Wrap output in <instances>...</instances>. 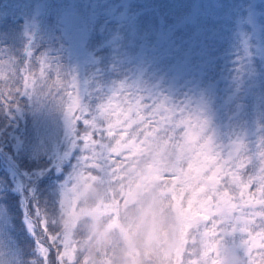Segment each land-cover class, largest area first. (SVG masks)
<instances>
[{
	"label": "trees",
	"instance_id": "obj_1",
	"mask_svg": "<svg viewBox=\"0 0 264 264\" xmlns=\"http://www.w3.org/2000/svg\"><path fill=\"white\" fill-rule=\"evenodd\" d=\"M69 10L74 11L73 15L76 20L80 19L75 28L81 37V42L78 41L74 48L82 47L85 55H87L83 64L85 69L80 71L81 80L78 81L80 104L83 108L95 109L101 97L107 96L118 86H125L142 93L166 98L171 104L174 101V104H182L192 109L199 118L205 121L202 134L211 141L214 149L221 153L226 152L230 145L239 144L243 148V145L247 146V141H252L256 139L255 137L258 138L260 146H264V100L256 95V92L261 90L259 85H264V38L260 35L264 32V0H38L37 3L34 0H0V18L5 17L8 22L18 21V25L23 26L24 37L22 40H24L23 44L25 45L28 43L31 45L33 42L32 39L27 42V25L35 23L32 31L36 33V25L45 24L49 20H54L53 22L57 27L56 34L58 33L59 37L62 36L64 40L69 42L68 37L71 33L68 34L62 24L63 14L65 11L69 13ZM145 15H151L155 22L146 19ZM144 20H148L152 25L142 27L140 23H143ZM0 23H2L1 20ZM259 24L262 28L258 27ZM11 25L9 23L0 24V34L6 32ZM20 29L22 30V27ZM12 38L13 36L7 38L4 47L5 49L9 48L11 52L9 58L14 57L17 60L16 66L25 61L29 64L36 63L38 59L47 61L46 58L39 55L43 50H49L51 46H46V44H44L45 46H38L36 50L39 51V55L36 56L30 54L32 47L28 50L29 52H26L25 48H22V44L20 45L19 41ZM227 39L238 41L235 45L239 44L241 51L244 52V59L241 61L242 68L233 67L231 62L229 64L225 61L226 58L223 55L201 58L204 51L210 52V44L221 45L226 43ZM92 41H96V45ZM90 43L92 44L89 45ZM67 55L73 65L72 68H69L68 74H70L74 68H77L78 63H73L75 56L71 50L67 51ZM9 58H6V61ZM213 59L214 63L222 66L219 67L216 74L211 75L209 68ZM200 60L206 64L200 66ZM130 66L132 67L129 68ZM39 71V65H32L29 78H32V75L38 76ZM197 82L199 85L194 86ZM163 84H166V87H163ZM232 85H235L236 89L233 88L235 90L230 87ZM15 86L17 87V84ZM4 87L7 85H0V88ZM185 87L191 90H187L189 94L180 96V101H178L176 99L178 91ZM199 87L205 89V98L207 99H203L200 95H194L192 90ZM239 89L242 91L236 93ZM123 99L124 97L120 96L119 92L115 93L110 101L105 98L103 103L108 106L111 119L98 124V127L107 128L111 123L116 125L115 133L126 134L122 124L124 117L120 116L121 123H117L121 109L126 107L125 104L121 103ZM241 99L250 107L238 102ZM37 100L34 90L32 94H14V100L9 102L7 108L3 103H0V141L7 143L0 142V176L7 183L14 182L15 179L23 182L21 190L17 189L16 192L28 198L27 204L23 208L25 214L22 215V211H18L17 218L12 223L16 226L18 220L19 227L17 226V228L27 234L25 238L29 237L30 242L33 241L34 246L31 248L23 242L24 250L28 254L36 249L40 250L42 247L49 249L44 238L50 233L43 230L41 217L50 218L48 214L50 212L36 208V203L37 198L50 201L53 197L46 191L53 187L51 181L55 177V173L52 171V166L46 167L42 163L31 164L35 168H28L25 164L24 171L18 170L16 167L12 168L14 163L10 162L7 156L8 154H12V157L15 156V148L19 147L18 141H16L20 135L18 126L19 124L24 126L26 122L19 118L18 112L24 113V115L27 110L30 112L31 107L33 108L35 104L39 103ZM234 103L237 106L233 111L240 118V122L235 129L229 130L227 129L228 124L235 119L232 116L224 117V115L228 113L226 108H230ZM21 104L25 107L22 108ZM88 119L91 120V117L89 116ZM84 129L85 126L81 120L80 124L76 125L75 130L83 133ZM181 135H183L182 131L177 133V136ZM104 137V142L107 143L109 140L107 132H104ZM93 139H100V137L96 135ZM76 142L77 148L72 152L73 157L70 164L74 167L77 166L82 155L81 145L78 140H75ZM115 146L118 145L115 144ZM258 149L257 142L254 153L246 152L252 169H254L253 162L261 157V151L258 152ZM126 154L124 157L132 155L129 152ZM116 155L118 156L119 152ZM124 157H121V160H116V162L124 163ZM144 157L148 158L144 165V173L142 175L136 173L138 179H135V182L132 179L129 188L126 185H123L124 188L122 185L117 186V189L120 190L116 197L128 198V195H131L129 198L132 200L127 199V207L141 202V200L138 202L136 199L138 194L150 201L153 199L162 200L164 204H173L171 210L175 214V221L171 236L175 239L167 245L165 259L172 261L173 264H196V258L191 255V252H196L206 255L207 261H203L202 264H244L245 258L237 234L227 231L221 233L220 228L217 227L215 237L205 236L204 233L207 229L203 224H207L208 228H211V218L209 221H203V224L195 225V221L203 213L189 211L190 206L187 205L189 194H184L183 208L180 207L179 200L173 201L166 194L164 180L171 181L174 177L166 175L165 177L153 178L149 183L145 182L144 177L155 157L145 152L144 155H137V163ZM111 158L116 159L115 156ZM169 163V156L162 155L160 157L162 168H165ZM70 168L74 171L73 167ZM183 168L188 169L187 161L183 163ZM251 168L243 172L244 179L251 175L253 171ZM7 170L15 173L14 179H7L2 174V171L6 172ZM26 172L32 173L29 181ZM65 173L67 175L71 172L66 171ZM85 174L89 175L90 173L85 172ZM89 177L96 176L89 175ZM92 180L95 183L99 182L98 177ZM154 187L159 188V198H153L156 189ZM33 188L40 189L36 198L33 195ZM129 191L130 194H128ZM255 191V185H249L245 188L248 196ZM230 195L233 193L230 192ZM235 195L238 197L239 193L236 192ZM33 197L36 199V203H34L36 211L30 208ZM238 202V200L233 201V203ZM40 204L44 207L41 200ZM112 208L115 209L114 212L106 211L103 214L97 213L96 208H93L88 214H98L109 219L110 230L119 231V226L122 224L121 214L125 208H119L117 205ZM99 212L102 213L101 209ZM161 213L162 216L165 215L164 209ZM62 217L65 216H55L53 218L54 224L53 221H50L52 219L48 218L46 225L50 230H53V227L58 225ZM77 217L76 214L70 216L72 224L76 223ZM151 229L156 233L153 230V225ZM33 232L36 242L31 238ZM118 234L123 240L128 239L125 232L119 231ZM214 240L219 241L215 247L222 248L219 244L226 243L222 248L225 249L224 253L219 257L216 252L211 251L214 248ZM211 243L212 246L210 247ZM159 246H161L160 243ZM255 254L256 252H253V255ZM52 256L56 258L55 251H53ZM54 264L57 263L54 262Z\"/></svg>",
	"mask_w": 264,
	"mask_h": 264
},
{
	"label": "snow or ice",
	"instance_id": "obj_2",
	"mask_svg": "<svg viewBox=\"0 0 264 264\" xmlns=\"http://www.w3.org/2000/svg\"><path fill=\"white\" fill-rule=\"evenodd\" d=\"M34 64L39 65V75L30 79L25 73ZM34 64L25 61L23 68L19 70L14 65L11 66L12 80L8 74L0 73V81L7 85L0 88L3 92L0 103L7 108L9 102L14 100V94L23 95L34 90H44L47 94L55 93L59 97V102L64 105L72 122L79 125L81 120L83 121L85 129L83 133H77L82 155L71 177L72 181L82 177L85 172H94L101 182H106L112 167L109 163L111 157L115 156L116 160H121L124 153L129 152L132 155L123 158L127 165L136 159L137 155L148 152L155 159L144 177L146 183L161 176L174 177L171 181H164L166 194L173 201L179 200L181 208L184 207V194H189V211L203 213L197 218L195 225L203 224V221H209L211 218V228L203 224L207 229L205 236L215 237L217 227L221 233H235L243 250L244 264H264V151L261 152L259 168L252 169L247 153L241 145H233L226 155L214 149L211 141L202 134L205 121L192 109L182 104H171L166 98L125 86H118L107 96L101 97L95 109L83 108L73 78L62 76L58 67L45 60L38 59ZM17 75L23 79L22 88L15 86L19 83V80L15 79ZM117 92L124 97L121 103L126 105L117 117V123H121L120 116H123L122 124L126 126V135L119 139L113 136L116 125L109 123L107 128L97 126L111 119L109 108L103 101L105 98L110 101ZM89 116L91 120L88 119ZM181 131L183 135L177 136ZM104 132L117 141V147H113L110 142H104ZM96 135L100 139H93ZM162 155L170 157V163L165 168L160 165ZM185 161L188 162L187 170L183 168ZM248 168L253 171L244 179L241 170L246 171ZM249 185L256 186V191L251 196L245 192ZM67 189L68 187L62 194L60 208H63L67 198ZM230 192L233 195H230ZM236 192L239 193L238 197ZM234 200L239 202L233 203ZM105 210L115 211L110 205H105ZM52 223L54 224V221ZM42 227L45 232L50 233L44 240L49 250L56 252L57 264H77L78 258L74 250L69 248L67 241L50 230L44 221ZM218 243L219 241H213L214 246ZM44 251L42 247L41 252ZM253 252L257 255L254 256Z\"/></svg>",
	"mask_w": 264,
	"mask_h": 264
},
{
	"label": "rangeland",
	"instance_id": "obj_3",
	"mask_svg": "<svg viewBox=\"0 0 264 264\" xmlns=\"http://www.w3.org/2000/svg\"><path fill=\"white\" fill-rule=\"evenodd\" d=\"M34 1L37 3L38 0H34ZM66 11L63 14L62 24L65 31L68 34L71 33L68 37L70 43L67 40H64L62 36L59 37L60 35H58V33L56 34L55 30L57 27L53 22L54 20L53 21L49 20L45 24H40V25L37 24L36 33H33L32 31L35 23H30L27 25L28 27L27 42H29L31 39L33 42L31 43V45L29 43L28 45H25L23 44L24 40H22L23 39L22 37H24L23 26L18 25L19 24L18 21L8 22V20L5 17L0 18L2 22L0 24H4V25L7 23H9L10 25L13 24L6 32L0 34V64L3 65L0 66V73L8 74L9 79L12 80L13 77L11 75V66L14 65L17 68V70H19L23 68V65L25 63L23 62L21 65L16 66L17 60L14 57L9 58L11 52L9 51V48L5 49L4 47L6 45V41L8 37L13 36L12 39L19 41L20 45L22 44V48H25L26 52H29L28 50L32 47L30 54H34L36 56L39 55V51L36 50L38 46L40 45L45 46L44 44H46V46H51V48H49V50L47 49L43 50L39 56L46 58L47 62L51 63L53 66L58 67L60 69L62 76H69L73 78L79 95L80 87L78 86V81L81 80L80 71L81 72L83 71L84 68L83 64L85 61V57L87 55H85L84 49L82 47H78V49L74 48L75 44L81 39L80 35L78 34V31L75 28V25L79 24L80 19L76 20L75 16L73 15L74 11L69 10L70 11L69 13H66ZM260 11L263 12V10ZM144 17L151 22H155L154 18L151 15H145ZM148 20H144L143 23H140L142 27L145 28V26L149 24L152 25ZM21 27L22 30L20 29ZM243 27L245 28V26ZM258 27L262 28L260 24ZM260 35H262V37L264 38V32H262ZM232 40L230 41L227 39V42L222 43L221 45H215L213 43L212 45L210 44V52L204 51L201 54V58H206V57L210 58V56L213 58V56L215 55H223L224 58H226L225 61L229 62V64L231 62L233 67H235L236 69L240 67L242 68L241 61L242 59H244L243 58L244 52L241 51L239 44L235 45L236 43H238V41H232ZM92 42L94 45H96V41H92ZM91 44L92 43H90L89 45ZM68 50H71V52L75 56L73 63L76 62L78 63L77 68H74V70L70 74H68L70 72L69 68L70 67L72 68L73 65L68 59V55H67ZM6 58L9 59L6 61ZM200 61H201L200 66L206 64L202 60ZM221 66L222 65L214 63V59H213V62L209 68L210 74L211 75L216 74L219 67ZM131 67L132 66H130L129 68ZM31 71H32V66H30L28 72H26L25 75L29 76ZM15 79L19 80V83H17V87L22 88L23 79L19 75H17ZM2 84H4V82L0 81V85ZM198 85L199 82L194 84V86H198ZM162 86L166 87V84H163ZM259 86L261 90H258L256 92V95H258L260 99L262 98L264 100V85L260 84ZM230 87H232V90L236 89L235 85L234 86L232 85ZM187 90L190 91L191 89H187V87H185L180 91H178L176 99L180 101V96L182 97L184 94L188 93ZM240 91L242 90L239 89L237 90L236 93ZM192 92L195 93L194 95H200L203 99H207L205 98L206 96L205 89H200L199 87L198 89L192 90ZM30 93L32 94L33 91H31ZM35 94H36V99H38L37 101H39V103L35 104L33 108L31 107L30 112L29 110H27V113L25 115L24 113L20 114V112H18V115H20L19 118L25 120L26 122L24 123V126L23 124H19L18 126L20 135L16 138V141H18L19 147L17 146V148H15V152H16L15 156L13 155L12 157V154L11 155L8 154L7 156L8 160L14 163V166H12V168L16 167L18 170L21 171L25 170V166H27L28 168H32L33 167L32 165L36 163L45 164L44 166L46 167L52 166V171L53 173H55V177L51 181V183H53V187L48 188L46 192L50 195H53V197L50 199V201L37 198V203H36V199H34V197L36 198L38 196L40 189L33 188L32 190L34 197H33V202H30L31 210L33 209L34 211H36L34 207L35 206L34 203H36V208L40 210L45 209L46 211L49 210L50 213L48 212L47 213L49 214L50 218L47 217L46 219L49 218L52 219L50 221H54L53 218L57 215H64L65 217L70 218V216L74 214H76V216H79L81 212L89 213L93 208H96L97 213L103 214V212H106L105 205H110L111 207L117 205L119 208H123V209L125 208L124 210L131 207V206L127 207L126 205H128L127 204L128 202H125V200L127 199L132 200V198H129L131 197V195H128V198L116 197V194H118L120 190L117 189V186L126 185L127 188H129L128 186H131L130 184H132V179L129 178V173H132L135 170L137 160L134 159V161L132 160L130 163L125 165V163L123 162L120 161L116 162L115 158L109 159V163L112 165V167L109 169V176L106 178V182H101L100 180L98 182L99 184L103 185L102 196L96 199L93 203L87 205V207H81L80 202L84 198V194L95 183V181H93L89 177V175H94L98 177L97 173L93 172L90 173L89 175H86L84 173L82 177H79L72 181L71 177L73 176L76 166L74 167L71 166L70 164L72 162L71 158L73 157L72 152L77 148V142L75 143V140H77V133L79 131L75 130L76 124L71 121L70 117L65 111L64 105L59 102V97L55 93L47 94L45 93L44 90H38V91L35 90ZM1 95H3V92H0V96ZM79 99H80V95H79ZM238 102L242 103L246 107H250V105L245 103L242 99L239 100ZM172 104H174V101L172 102ZM20 106H22V108L25 107L23 104H21ZM236 106L237 104L234 103L231 105L230 108L229 107L226 108V110H228V113H226L224 117L232 116L235 119L233 122L228 124L227 129L229 130L235 129L240 122V118H238V116H236L233 111L236 108ZM33 118L34 121H32ZM31 121L32 123L28 124V122ZM122 135H126V134L121 132H116V133L114 132L113 134V136L116 137V139H119ZM4 137L7 136L4 135ZM255 138L256 139L252 141L250 140L247 141L246 142L247 146L243 145L242 149L245 152L254 153L257 142L259 146V149L257 151L262 152V149H264V147H261L258 138L257 137ZM108 142H110L113 145V147H117L115 146V144H117V141H115L114 139H111L109 137ZM3 144H7V143H3ZM232 147L233 145H230L226 149V152L223 151L222 154L226 155L227 151L231 150ZM124 154L127 155L126 152ZM201 159H203V157H201ZM260 164H261V157H259L258 160L253 162V168L257 169ZM70 167H73L74 171ZM65 170L68 172L70 171L71 173H67L66 175ZM244 171L245 170L242 169V173ZM2 174L5 175L7 179L10 178L14 179L15 177V173H13V171L11 170H7L6 172L2 171ZM31 174H32L31 172H26L28 181L30 179ZM209 175H211V173H209ZM57 178L58 180L56 181ZM12 183L15 185H13ZM22 185L23 182L21 180L15 179L14 182L10 181V183H7L0 176V264H54V262L57 263V258H54V256H52L53 251L44 247L45 251L41 252V248L38 243L37 245L40 248V250L36 249L31 254L26 253L24 250L23 242L25 245L28 244L29 248H31L32 246H34L33 241L30 242L29 237L25 238L27 234L17 228V226L19 227L18 220L16 222L17 223L16 226L12 223V221L17 218L18 211L19 212L22 211V215L25 214L23 208L24 205L27 204L28 198H26L25 196H21L20 193L16 192L17 189L21 190ZM66 187H68L67 198L64 202L63 208H60V201L62 199V194ZM126 187L125 189H127ZM159 187L161 188V186ZM158 192H159V188H156L153 193V198H159ZM128 194H130V191ZM40 200L43 202L44 207H42V205L40 204ZM153 200L150 201L148 198H146V204H145V200H141V202L138 201L139 203L136 204L137 206L136 210L137 211L143 210L149 213L150 215L149 223L151 226L153 225V230L156 232L155 241L158 242L157 249L161 254L163 264H173L172 261L165 259V254H166L165 250L168 247L167 245L173 242V240L175 239L173 236H171L175 221L174 220L175 214L171 210L173 204L172 203L164 204V201L162 200H154V201ZM168 200L170 201V199ZM99 209H101L102 213L99 212ZM163 209L165 211L164 216H162L161 213ZM46 219L44 217H41L42 224L43 221L46 224L47 222ZM106 220H107V226L110 225L111 223L109 219ZM72 225L74 228L76 227V223H73ZM108 228L110 229L111 227L108 226ZM53 231L56 232L62 239L66 240L69 248L74 250V254L78 258L77 264H87V257L82 256L80 254L77 244L72 242L71 235L61 232L58 225L53 227ZM112 231L116 232L117 234L119 231L125 232L128 238L129 235L133 234L134 232L131 222H129L127 226L121 224L119 226V231L118 230H112ZM78 235L83 237L84 233L79 232ZM31 238L36 242L34 232L32 233ZM159 243L161 244V246H159ZM225 244L226 243L224 242L221 245L219 244V246L224 248L223 245ZM211 246L212 243L210 247ZM222 248L214 246V248L211 251L216 252L217 256L219 257L224 253L223 251L225 249ZM105 255L107 256L108 253H106ZM191 255H193V257L196 258L195 259L197 260L196 264H202L203 261L204 262L207 261L206 255L204 254L202 255L196 252H191ZM255 255H257V253Z\"/></svg>",
	"mask_w": 264,
	"mask_h": 264
},
{
	"label": "clouds",
	"instance_id": "obj_4",
	"mask_svg": "<svg viewBox=\"0 0 264 264\" xmlns=\"http://www.w3.org/2000/svg\"><path fill=\"white\" fill-rule=\"evenodd\" d=\"M147 157L141 158L136 164L135 170L129 173V178L138 179L136 173H144V165ZM103 194V185L94 183L84 194L81 207L93 203ZM137 200H145L146 197L137 195ZM136 205L122 211L121 222L125 226L129 222L133 226V234L127 240H123L116 232L107 226L106 218L100 215H90L81 212L76 219V227L72 220L62 217L58 222L61 232L71 235L72 242L76 243L80 254L87 257V264H163L160 252L157 249L155 233L151 229L150 215L147 211H137ZM83 232L84 236L78 235ZM108 253L106 256L105 254Z\"/></svg>",
	"mask_w": 264,
	"mask_h": 264
}]
</instances>
